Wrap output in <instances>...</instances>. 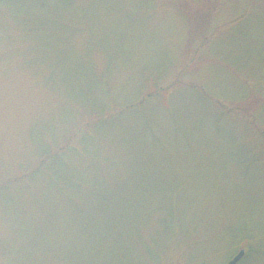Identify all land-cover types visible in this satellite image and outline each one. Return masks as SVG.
Returning <instances> with one entry per match:
<instances>
[{"label":"rangeland","instance_id":"rangeland-1","mask_svg":"<svg viewBox=\"0 0 264 264\" xmlns=\"http://www.w3.org/2000/svg\"><path fill=\"white\" fill-rule=\"evenodd\" d=\"M133 1L0 0V264H264V0Z\"/></svg>","mask_w":264,"mask_h":264},{"label":"trees","instance_id":"trees-1","mask_svg":"<svg viewBox=\"0 0 264 264\" xmlns=\"http://www.w3.org/2000/svg\"><path fill=\"white\" fill-rule=\"evenodd\" d=\"M133 2H135V4H137L141 9H144L143 11H146L147 9H154L155 6L153 4V0H134ZM141 11V10H140ZM163 61L161 63H157V65L155 66V72L159 71L161 69V67H164L162 65ZM159 80V79H158ZM96 84L95 82H92L90 87L84 88L83 90H80L78 92H73L71 90H67L66 92V97L68 99L74 100L79 106L86 108L89 111V115L93 116L94 118L90 120V122H100L101 120L104 121L108 114L107 112L110 114L112 113L113 109L116 108H112L110 109V105L109 102H98L96 95L94 91H92V89H95ZM110 109V110H109ZM109 110V111H108ZM90 122H88V124L90 125ZM89 125H87L88 127H90ZM92 128L96 129V131L98 130L97 127L99 126H91ZM89 130V128H88ZM92 131V129H91ZM90 133H87V136H85V140H82V142H80V145L83 147L84 145L89 146L88 144L90 143L91 140H88L94 133V131H92ZM94 133V135H95ZM87 139V140H86ZM63 151H66V153L69 152H78V153H83L82 150H79L77 147L70 145L69 143L66 144L65 148H61L59 149V152H57L55 157V160H59L58 158H63L66 153H64ZM47 155V154H46ZM48 156V155H47ZM53 156V157H54ZM48 159V158H47ZM54 161V159H53ZM41 164L44 166L46 164L45 162H41ZM60 164H62V162H57L53 165V163L50 161V164L47 165L46 167H44V169H39V170H45L46 173H48V176L52 182V184L55 185H59V184H68V180L66 177L62 176L58 170H60ZM117 263V262H116ZM123 263V260H119L118 264Z\"/></svg>","mask_w":264,"mask_h":264},{"label":"water","instance_id":"water-1","mask_svg":"<svg viewBox=\"0 0 264 264\" xmlns=\"http://www.w3.org/2000/svg\"><path fill=\"white\" fill-rule=\"evenodd\" d=\"M244 256V251L240 250L235 256H233L227 264H237Z\"/></svg>","mask_w":264,"mask_h":264}]
</instances>
